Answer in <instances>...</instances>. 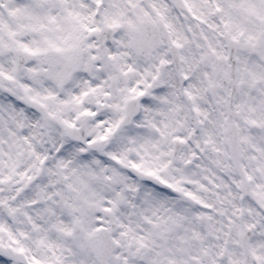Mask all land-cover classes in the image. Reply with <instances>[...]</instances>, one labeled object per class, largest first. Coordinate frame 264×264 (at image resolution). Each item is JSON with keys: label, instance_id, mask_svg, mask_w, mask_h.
<instances>
[{"label": "snow or ice", "instance_id": "1", "mask_svg": "<svg viewBox=\"0 0 264 264\" xmlns=\"http://www.w3.org/2000/svg\"><path fill=\"white\" fill-rule=\"evenodd\" d=\"M95 5L100 7H94L92 11L85 13L80 9L86 5L81 4L78 7L74 0H0V87L9 94L7 100L0 99V208L9 215L16 214L18 207L35 209L37 217L43 221V224L37 222L28 211L24 214L32 221L35 229L42 230L39 243L53 250L51 259H38L33 256L28 264H66L62 256L55 251L56 248L64 245L61 240L52 238V233L64 239L70 238L75 244V250L70 248L69 251L76 258L68 261L67 264H129L128 255L117 250L121 240L113 233V222L119 224L121 237H128L131 234L136 241L138 247L136 252L131 253L133 256L137 255L140 248L145 247L146 242L154 235L165 237L167 233L185 228V232L190 231L191 236L186 234L179 236L180 240L187 239L190 242L187 249L189 255L182 264H241L236 248L243 241L248 242L246 255L251 257V264H264V237L252 235L257 231L264 233V219L257 218L254 223L246 220L236 222L235 216L228 214L226 208L218 207L183 187L181 180L187 179L184 175L172 182L158 176V170L145 166L143 161L126 160L115 152L107 153L112 160L126 164L127 167L136 169L144 175L155 176L161 183L182 193L201 209L209 210L195 211L193 213L195 217L210 220L214 214L226 216L227 220L221 221L222 228L224 224H227V228L223 230L231 234V231L235 229L240 238L233 240L231 247L226 245H217L215 248L211 245L191 246V241H203L205 237L196 227L189 228L185 225V220L189 218L187 207L171 215L162 216L158 209L163 207L165 201L160 200L156 205L151 206L150 214H146L142 209L138 214L139 219L135 221L129 219L125 222L124 216L128 213L124 211V206L130 205L131 201L127 199L123 191L116 192L114 196L105 194L93 184L91 179L83 178L79 179L76 185L69 183L67 191L61 188L49 190L50 186L56 184V180L53 179L37 183L45 172L49 177L54 173L51 167H46L48 157L41 153L33 139L35 132L23 134L27 112L24 102L44 104L46 99H55L58 96L56 91L50 88L43 93L40 91V88L45 87L46 80H51L55 85L62 87L75 69L83 66L85 70H90L91 61L103 60L105 55L108 60L115 61L118 56L128 55V53H114L105 48L103 51L90 53L88 60L82 59V53L86 49H99L96 44L86 43V35L101 32L102 26L109 29L123 27L128 46L137 54L151 56L153 50L163 43L158 32V25L163 22L164 26L168 27V23L165 13L160 9H156L153 15L134 0H127V6L120 0H113L107 7H103L102 0H95ZM128 6L133 13L131 15ZM182 7L201 23L206 22V14L219 15L224 25V32L232 41L237 42L239 47L246 49L249 53L259 51L261 56H264V27L261 26L264 24V0H215L214 4L212 0H182ZM97 14L100 16L99 21L96 20ZM246 21H251V24L245 23ZM257 21L261 23L258 24ZM171 43L177 48L182 47L177 39H173ZM212 51L216 50L213 48ZM208 58L209 53L205 52L200 60ZM181 59L183 60L184 57L182 56ZM252 63L255 64L256 61L253 60ZM170 65V60L161 57L155 66V71L150 73L152 81H157L161 86L166 85L168 80L163 78V66L170 67ZM197 65L190 66L181 75L186 85L183 88L184 94L194 101H197L199 97V101L194 103L193 108L201 119L192 125L184 120H176L174 127L172 117L177 113L179 107L177 105L167 111L156 108L155 111L161 112L168 119L161 120L159 124L149 120V126L155 129L160 137L170 136L172 142L188 146L187 152H181L177 157L184 163H190L195 157L210 149L217 154L213 163L219 168L224 171L242 169V175L247 181L255 182L251 193L244 191L241 196V199L249 204L248 211L253 212L257 200L264 204V183L256 182L255 174L258 172L260 177H264V147L257 148L249 135L238 133L236 129L239 125L234 124L227 116L212 118L208 110L200 106V102L207 99L206 92L211 90L217 98L218 105L230 107L232 92L221 81L224 78L231 81V77L229 70L225 69L223 77L209 78L206 86L194 92L192 89L195 85L189 81L192 80L190 73L199 71ZM96 67L101 68L103 65ZM117 67H120L123 72L135 70L131 64L127 68H122L120 65ZM211 67L215 73L216 63H212ZM203 75L208 77L209 73L204 72ZM111 78L116 79V76L111 75ZM261 79H264V75L252 72L248 79L242 75L238 83L246 89H251L255 88L257 80ZM137 83H144L145 89H129L135 96L147 94L154 99L167 101V93L154 95L146 92L147 88L152 87V83L147 79ZM100 87L99 84L88 87L78 94H70L69 99L57 100V103L60 105L82 104L84 97ZM104 94L109 95L107 92ZM244 95H247V92ZM144 107L146 111L153 110L150 105L146 104ZM83 114H90L89 109L85 107ZM48 116L59 119L56 111L48 112ZM61 123L74 127L68 120H62ZM100 123L103 121L101 120ZM248 123L250 126L264 127V120L251 119ZM118 124L119 121L106 128L102 135L89 139L87 143L91 145L95 139L107 140L108 134L112 133ZM177 128H184L185 134H172ZM129 139L134 140L135 136H129ZM190 141L192 144L189 143ZM242 143H251L252 148L260 155L247 156L246 149L240 146ZM149 144L155 146L150 137L146 136L140 147L144 148ZM65 147L67 145H61L57 148V152L62 153ZM85 151L84 148L79 149L81 153ZM174 152V148L169 149L170 154ZM244 159L255 161L254 172L248 171V166L242 162ZM168 163L171 161L165 162L161 167H167ZM56 167L58 169L67 167L63 157L57 162ZM177 171L182 172V169L178 168ZM113 174L120 175L115 169ZM88 175L96 176L95 172H89ZM206 178L215 188L224 189L223 192H216L222 204L230 203L229 197L232 194L233 185L240 189L247 187L243 181L235 178H233V184H229L215 172ZM106 179L111 180L112 177ZM217 179L219 183L216 182ZM33 185H35L34 190ZM199 186L208 190L204 184ZM149 195L145 194L146 200ZM13 201H19V205L11 203ZM40 204H43V207H37ZM240 211L242 212L243 209ZM257 216L264 217V211L258 212ZM208 227L219 238L220 232L211 225ZM3 233H7L8 243L4 242ZM25 251V247L11 228L6 223L0 222V264H19L18 257ZM146 259L147 264H162V261L154 256ZM168 264H177V261L169 259Z\"/></svg>", "mask_w": 264, "mask_h": 264}, {"label": "clouds", "instance_id": "2", "mask_svg": "<svg viewBox=\"0 0 264 264\" xmlns=\"http://www.w3.org/2000/svg\"><path fill=\"white\" fill-rule=\"evenodd\" d=\"M74 2L78 7L81 4L86 5L80 9L85 13L92 11L94 7H100L95 5V0H74ZM112 2L113 0H102V5L107 7ZM120 2L127 6V0H120ZM134 2L153 15H155L156 9L165 13L168 27H165L163 22L158 25V32L163 43L153 50L151 56L137 54L134 49L128 46L123 27L109 29L102 26L101 32L86 35V43L96 44L99 49H86L82 53V59L88 60L90 53L103 51L105 48L114 53H128V55L118 56L115 61L108 60L106 55L103 60L91 61L90 70H85L83 66L75 69L70 79L62 87L55 85L51 80H46L45 87L40 88V91L43 93L50 88L56 91L58 96L55 99H46L44 104L24 102L27 112L23 134L35 132L36 135L33 139L41 153L48 157L46 167H51L54 173L49 177L45 172L37 183L53 179L56 180V184L50 186L49 190L61 188L67 191L69 183L76 185L78 180L83 178L91 179L93 184L105 194L114 196L116 192L123 191L127 199L131 201L130 205L124 206V211L128 213L124 216L125 222L129 219L132 221L139 219L138 214L142 209L146 214H150L151 206L156 205L160 200L165 201L163 207L158 209L162 216L171 215L187 207L189 218L185 220V225L189 228L196 227L205 237L203 241H191V246L211 245L212 248H215L217 245H226L231 247L233 240L240 238L235 229L231 231V234L223 230L227 228V224H224L222 228L221 221H226V216L214 214L210 220H201L195 217L193 214L195 211L209 210L201 209L195 202L161 183L155 176L144 175L136 169L127 167L126 164L112 160L107 153L115 152L126 160L143 161L145 166L157 169L158 176L172 182H175L181 175L186 176V180H181L183 187L199 194L203 199L218 207L226 208L228 214L235 216L236 222L246 220L249 223H254L257 218L264 219V217L257 216L258 212L264 211V204L257 200L253 212H249L248 202L241 199L244 191L250 194L255 187V182L247 181L246 177L242 175V169L224 171L219 168L213 163L217 154L210 149L195 157L190 163H184L177 157L181 152L186 153L188 146L172 142L170 136L160 137L155 129L149 126V120L159 124L161 120L168 119L161 112L155 111L156 108L167 111L177 105L179 106L177 113L172 117L174 127L176 120H184L192 125L201 119L193 108L194 103L199 101V97H197V101H194L184 94L183 88L186 85L181 75L183 71L189 69L190 66L197 65L198 62L199 71L190 73L192 80L189 83L195 85L192 89L194 92L206 86L209 78L220 79L223 77L225 69L229 70L231 81L224 78L221 82L232 92L230 107L218 105L217 98L211 90L206 92L207 99L201 101L200 106L208 110L212 118L227 116L234 124L239 125L236 129L238 133L249 135L250 140L257 145V148L264 147V127L250 126L248 123L251 119L264 120V91H261L264 89V79L257 80V86L251 89H246L238 83L242 75L245 79L250 78L252 72L264 75V56H261L259 51L249 53L246 49L239 47L237 42L232 41L230 36L225 34L224 25L219 15L206 14V22L201 23L182 7V0H134ZM212 2L214 4L215 0ZM128 7L129 14H133L130 6ZM96 20H100L99 14H97ZM245 23L251 24V21ZM257 23L261 22L257 21ZM261 26L264 27V24ZM173 39L179 40L182 47L177 48L173 45L171 43ZM213 48L216 50L215 52L212 51ZM205 52L209 53V58L200 60L201 55ZM161 57L171 61L170 67L163 66V78L168 80V83L163 86L157 81H152L150 75L155 71V66ZM253 60L256 61L255 64L252 63ZM212 63L217 65L215 73L211 67ZM129 64L135 69L134 71L123 72L120 67H117L120 65L122 68H127ZM97 65H103V67L98 68ZM204 72H208L209 76H204ZM111 75H115L116 79H112ZM144 79L152 83V87L147 88L146 92H151L154 95H159L162 92L167 93V101L154 99L153 96L147 94L137 97L129 91L131 88L145 89L144 83H137ZM97 84L101 87L84 97L82 104L60 105L57 103L59 99H69L70 94H78ZM218 91L222 90L218 89ZM105 92L109 95H105ZM245 92L247 95H244ZM8 95L3 87H0V99L7 100ZM146 104L150 105L153 110L146 111L144 107ZM114 105H119V107H114ZM85 107L89 109L90 114H83ZM50 111H56L59 119L48 116ZM62 120L71 121L74 127L64 125L61 123ZM101 120L103 123H100ZM117 121H119L118 126L108 134L107 140L95 139L91 145L87 143L89 139L102 135L106 128L116 124ZM197 126L199 127V125ZM172 134L184 135L185 129L177 128ZM129 136H135V139L130 140ZM146 136L150 137L155 146L149 144L144 148L140 147ZM189 143L192 144V141ZM61 145H67V147L62 153H58L57 148H60ZM240 146L246 149L247 156L260 155L252 148L251 143H242ZM81 148L86 151L79 152ZM170 148H174L175 152L170 154ZM61 157L67 163V167L58 169L56 165ZM167 161H171V163H168L167 167H161ZM242 162L248 166L250 173L254 172L255 161L244 159ZM178 168L182 169V172L177 171ZM113 169L120 175L114 176ZM89 172H95L96 176L89 177ZM213 172L217 173L218 177L224 178L229 184H233V178H235L243 181L247 187L240 189L233 185L232 194L229 197L230 203L222 204L216 196V192H223L224 189L215 188L206 178ZM255 174L256 182L264 183V177H260L258 172ZM107 177H112V179H106ZM216 182L219 183V179ZM200 184L206 185L208 190L200 188ZM34 189L35 185H33ZM146 193L150 194L147 200L145 199ZM11 203L19 205V201ZM37 207H43V204ZM241 209H243L242 212ZM25 211H28L37 222L43 224L33 208L18 207L14 215H9L3 208H0V222L6 223L11 228L26 249L25 253L18 257L19 264H28L33 256L38 259H51L53 250L39 243L42 230L33 227L32 221L24 214ZM118 214L123 215V213ZM208 225L220 232L219 238ZM112 229L116 238L121 240L117 250L128 255L129 264H147L146 258L149 256L156 257L162 261V264H168L169 259H175L177 264H182V261L189 255L187 252L190 246L189 240L179 239L181 235L191 236V232L186 233L185 228L167 233L165 237L154 235L135 256L131 253L136 252L138 245L132 235L121 237V229L116 222H113ZM2 235L4 242L8 243L7 233ZM252 235L264 237V233L259 231ZM52 238L62 241L64 246L56 248L55 251L62 256L66 264L76 258L69 251L70 248L75 250V244L70 238L64 239L55 233H52ZM247 250V241L241 242L236 248L241 264H251V257L246 255Z\"/></svg>", "mask_w": 264, "mask_h": 264}]
</instances>
